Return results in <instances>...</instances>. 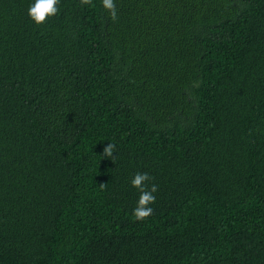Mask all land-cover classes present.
<instances>
[{"label": "trees", "instance_id": "obj_1", "mask_svg": "<svg viewBox=\"0 0 264 264\" xmlns=\"http://www.w3.org/2000/svg\"><path fill=\"white\" fill-rule=\"evenodd\" d=\"M34 2L0 0V264H264V0Z\"/></svg>", "mask_w": 264, "mask_h": 264}, {"label": "clouds", "instance_id": "obj_2", "mask_svg": "<svg viewBox=\"0 0 264 264\" xmlns=\"http://www.w3.org/2000/svg\"><path fill=\"white\" fill-rule=\"evenodd\" d=\"M59 2L60 0H35V2L29 6L28 16L37 26L43 25L47 22L49 17H53L58 13L59 9L57 5ZM80 3L82 5H92V0H80ZM102 6L109 14V18L112 21L118 19V10L114 0H102ZM113 153H115V145L109 143L103 150V157L111 158L114 161L116 156H114ZM151 179L152 177H150L148 173L138 172L131 180V185L140 192L137 205L132 213L135 221L142 222L153 214L154 209L150 207V205L155 203L156 197L154 193L158 191V186L152 184L149 189L147 182ZM103 187H105V184H101V188Z\"/></svg>", "mask_w": 264, "mask_h": 264}]
</instances>
